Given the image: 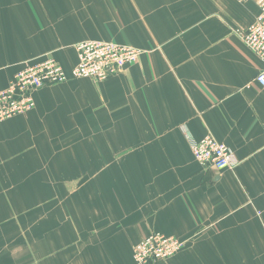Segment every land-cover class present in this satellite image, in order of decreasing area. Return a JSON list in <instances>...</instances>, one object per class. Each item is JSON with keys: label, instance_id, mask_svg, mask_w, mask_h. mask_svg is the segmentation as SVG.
Segmentation results:
<instances>
[{"label": "crops", "instance_id": "obj_1", "mask_svg": "<svg viewBox=\"0 0 264 264\" xmlns=\"http://www.w3.org/2000/svg\"><path fill=\"white\" fill-rule=\"evenodd\" d=\"M259 12L257 0H0V90L48 57L70 70L84 40L143 50L0 120V264H136L152 232L185 243L154 264H264L263 62L241 31ZM209 135L235 167L196 161L190 139Z\"/></svg>", "mask_w": 264, "mask_h": 264}, {"label": "built area", "instance_id": "obj_2", "mask_svg": "<svg viewBox=\"0 0 264 264\" xmlns=\"http://www.w3.org/2000/svg\"><path fill=\"white\" fill-rule=\"evenodd\" d=\"M260 12L242 31L245 43L263 62L256 81L264 86V0H257ZM77 63L67 70L58 60L48 57L42 62L28 65L14 76L9 86L0 90V120L5 121L35 108L34 93L47 85L65 83L71 79L89 78L105 81L138 62L142 49L107 40H84L76 45ZM194 158L201 165L218 170L233 168L238 159L224 142L209 135L200 140L190 139ZM184 241L161 232H152L133 249L136 264H154L174 257Z\"/></svg>", "mask_w": 264, "mask_h": 264}, {"label": "rangeland", "instance_id": "obj_3", "mask_svg": "<svg viewBox=\"0 0 264 264\" xmlns=\"http://www.w3.org/2000/svg\"><path fill=\"white\" fill-rule=\"evenodd\" d=\"M111 41H114V40H111ZM115 42H118V41H115ZM118 43H121V42H118ZM122 44H125V43H122ZM127 45H129V44H127ZM46 223H47V221H46ZM37 235H39L41 237L43 236V234L37 233L36 236H35V238L37 237ZM44 239H46V238H44ZM44 239L41 240V242L37 241L36 245H44ZM22 241H24V239ZM45 245H47V244L45 243Z\"/></svg>", "mask_w": 264, "mask_h": 264}]
</instances>
